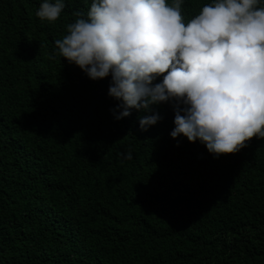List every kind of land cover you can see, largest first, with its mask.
I'll return each mask as SVG.
<instances>
[{"label": "trees", "instance_id": "obj_1", "mask_svg": "<svg viewBox=\"0 0 264 264\" xmlns=\"http://www.w3.org/2000/svg\"><path fill=\"white\" fill-rule=\"evenodd\" d=\"M40 3L0 0V264H264V138L215 158L171 137L168 103L116 120L111 78L54 52L91 0L54 23Z\"/></svg>", "mask_w": 264, "mask_h": 264}, {"label": "clouds", "instance_id": "obj_2", "mask_svg": "<svg viewBox=\"0 0 264 264\" xmlns=\"http://www.w3.org/2000/svg\"><path fill=\"white\" fill-rule=\"evenodd\" d=\"M183 3L91 0L54 52L92 80L111 78L116 120L133 109L151 113L139 117L146 131L162 119L153 106L168 103L171 137L199 141L219 158L264 138V0H210L187 22ZM65 7L41 0L35 15L54 23ZM120 155L133 158L131 150Z\"/></svg>", "mask_w": 264, "mask_h": 264}]
</instances>
